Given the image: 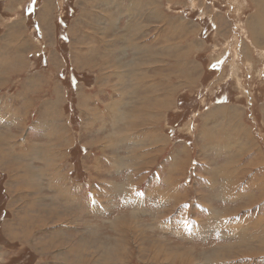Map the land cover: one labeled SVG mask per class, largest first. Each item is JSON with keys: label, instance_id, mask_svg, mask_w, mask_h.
<instances>
[{"label": "rangeland", "instance_id": "rangeland-1", "mask_svg": "<svg viewBox=\"0 0 264 264\" xmlns=\"http://www.w3.org/2000/svg\"><path fill=\"white\" fill-rule=\"evenodd\" d=\"M263 20L0 0V264H264Z\"/></svg>", "mask_w": 264, "mask_h": 264}, {"label": "bare ground", "instance_id": "bare-ground-1", "mask_svg": "<svg viewBox=\"0 0 264 264\" xmlns=\"http://www.w3.org/2000/svg\"><path fill=\"white\" fill-rule=\"evenodd\" d=\"M263 21H264V20H263ZM262 24L264 25V23H262ZM262 24H261V25H262ZM261 25H260V26H261ZM263 25L261 26V27H262V31H264V26H263ZM134 78H135V77H134ZM138 83H140V82H138ZM132 86H133V85H132ZM20 146H21V145H20ZM45 150H46V149H45ZM2 155H3V154H2ZM21 155H22V154H19L17 158L15 157V160H16V159H17V161L20 160V162H21V160H26V161L29 160V154H28V153H27V154H24V156H21ZM30 155H31V160L33 161V159H34V157H35V153H34V154H30ZM31 160H30V161H31ZM28 162H29V161H28ZM24 164H25V163H24ZM26 164H27V163H26ZM28 165H29V164H28ZM16 167H17V166H16ZM32 168H33V167H32ZM35 168H37V167H35ZM28 169H29V168H28ZM36 170H37V169H36ZM25 173H26V172H25ZM34 173H36V172H34ZM29 180H30V179H29ZM35 180H36V179H35ZM30 181H31V180H30ZM30 181H29V182H30ZM31 182H32V181H31ZM31 211H32V210H31ZM34 211H35V210H34ZM29 227H30V226H29ZM15 231H16V230H15ZM8 234H9V233H8Z\"/></svg>", "mask_w": 264, "mask_h": 264}]
</instances>
